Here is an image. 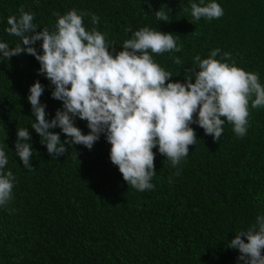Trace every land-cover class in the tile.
<instances>
[{"label":"trees","instance_id":"obj_1","mask_svg":"<svg viewBox=\"0 0 264 264\" xmlns=\"http://www.w3.org/2000/svg\"><path fill=\"white\" fill-rule=\"evenodd\" d=\"M217 2L222 17L196 22L185 11L189 0H0V40L15 46L18 38L4 29L21 8L34 14L38 27L50 30L53 13L83 10L100 18L96 28L107 34L113 54L144 26L177 35L180 52L154 56L173 81L190 75L194 56L206 58L219 48L231 53L238 67L258 73L264 84V0ZM160 8L169 10V22L156 21ZM83 23L92 27L88 16ZM173 56L183 63L175 64ZM38 68L24 53L0 63V145L9 157L6 168L16 177L13 199L0 208V264H237L238 250L227 242L264 212V107L249 108L243 138L229 123L217 141L191 125L197 141L188 156L173 168L157 153L155 188L139 192L110 162L103 135L91 150L73 145L55 159L47 153L30 127L29 86L36 80L45 86L40 100L47 118L61 102L51 98ZM75 125L89 131L86 121L76 119ZM21 127L30 132L32 171L14 154Z\"/></svg>","mask_w":264,"mask_h":264},{"label":"clouds","instance_id":"obj_2","mask_svg":"<svg viewBox=\"0 0 264 264\" xmlns=\"http://www.w3.org/2000/svg\"><path fill=\"white\" fill-rule=\"evenodd\" d=\"M189 4L185 11L196 22L224 15L217 0H189ZM168 11H155L156 21L169 22ZM53 15L56 20L51 30L38 27L34 14L23 8L18 16H9L4 31L18 41L13 47L0 40V63L21 53L31 55L39 64L37 74L51 86V98L61 102L47 118V106L40 100L45 86L39 80L29 86L27 101L34 117L30 127L54 159L73 145L91 150L103 135L110 145L109 160L128 187L139 192L154 190L155 155L166 157L173 168L178 166L197 141L191 125L217 141L229 123L235 136L243 138L249 127V108L264 107L259 74L238 67L231 53L215 48L206 58L196 55L190 75L182 82L173 81V74L154 56L180 52L177 35L144 26L123 40L113 54L107 34L96 28L100 18L94 13L70 9ZM85 16L90 17V29L83 23ZM172 59L175 64L183 63L178 56ZM76 119L86 121L87 133L75 125ZM56 128L60 131H52ZM15 136L14 154L32 171L28 128L16 129ZM8 163L5 147L0 145V208L13 199L16 177L6 168ZM227 247L238 250L237 264H264V212L246 230L236 232Z\"/></svg>","mask_w":264,"mask_h":264}]
</instances>
